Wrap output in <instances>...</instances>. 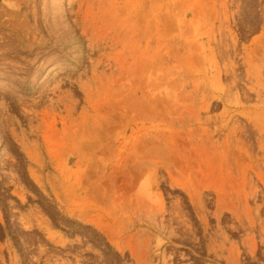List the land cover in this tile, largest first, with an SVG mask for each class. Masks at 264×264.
<instances>
[{"label":"rangeland","instance_id":"374dc122","mask_svg":"<svg viewBox=\"0 0 264 264\" xmlns=\"http://www.w3.org/2000/svg\"><path fill=\"white\" fill-rule=\"evenodd\" d=\"M55 2L0 87V264H264V0Z\"/></svg>","mask_w":264,"mask_h":264},{"label":"bare ground","instance_id":"6f19581e","mask_svg":"<svg viewBox=\"0 0 264 264\" xmlns=\"http://www.w3.org/2000/svg\"><path fill=\"white\" fill-rule=\"evenodd\" d=\"M57 5L55 0H0V87L37 88L45 69L44 76L56 65L53 50H46L47 40L41 37L54 36L52 30L65 32ZM14 16L22 20L14 24Z\"/></svg>","mask_w":264,"mask_h":264}]
</instances>
